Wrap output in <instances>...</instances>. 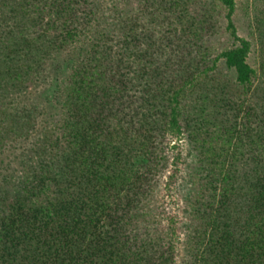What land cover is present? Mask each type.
<instances>
[{"label":"trees","instance_id":"trees-1","mask_svg":"<svg viewBox=\"0 0 264 264\" xmlns=\"http://www.w3.org/2000/svg\"><path fill=\"white\" fill-rule=\"evenodd\" d=\"M236 1L0 0V264H264V14L254 67Z\"/></svg>","mask_w":264,"mask_h":264},{"label":"rangeland","instance_id":"rangeland-1","mask_svg":"<svg viewBox=\"0 0 264 264\" xmlns=\"http://www.w3.org/2000/svg\"><path fill=\"white\" fill-rule=\"evenodd\" d=\"M236 2V11L233 18L240 36L250 39L253 43V50L249 55L248 61L252 66L257 67L258 61L260 60V44L257 40L259 36V29L255 21V17L262 16V14H264V0H237ZM219 20V29L216 36L212 37L209 44L211 45V55L213 56L217 53V49L225 45L228 41V33L224 30V23L221 19ZM181 144L183 150L181 152V159L178 162V166L181 171L176 182L177 188L173 195L169 194L168 196L162 189H160L162 190L160 194L164 193L163 198L166 202L164 209L166 212H175L178 214L177 227L179 232L183 233L189 222V210L187 207L190 199H192L193 187L190 179V173H192V171L195 172L197 152L187 140H182ZM168 153L170 156L167 159L168 161L166 164L167 169L165 170V175L170 172V168L172 166L171 157L176 153V150L170 149ZM164 176L162 175V179L160 178L159 182L162 180H164V182L166 181Z\"/></svg>","mask_w":264,"mask_h":264}]
</instances>
